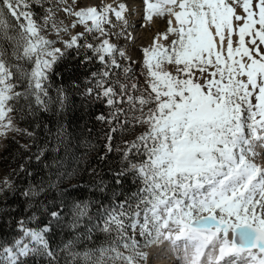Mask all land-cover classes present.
I'll return each mask as SVG.
<instances>
[{
	"label": "snow or ice",
	"instance_id": "6c2138e0",
	"mask_svg": "<svg viewBox=\"0 0 264 264\" xmlns=\"http://www.w3.org/2000/svg\"><path fill=\"white\" fill-rule=\"evenodd\" d=\"M149 24L157 30L139 57L112 42L135 45L133 33ZM73 53L78 63L102 66L85 93L112 109L96 116L110 126L98 159L117 153L123 163L110 169L114 184L131 175L139 187L101 204L95 217L87 202L74 203L68 227L83 225L78 239L92 245L81 252L75 240L52 246L63 205L38 201L60 176L21 189L16 170L0 175L5 204L19 195L31 212L15 221L11 241L0 239V264H264V155L257 150L264 149V0H0V138L35 142L40 124L21 123L41 112L63 115L68 96L62 88L51 95L52 74ZM136 126L146 130L113 147L115 133ZM66 131L61 123L58 143ZM47 150L38 148L35 161ZM89 174L99 172L93 166ZM94 183L100 193L109 189L102 178Z\"/></svg>",
	"mask_w": 264,
	"mask_h": 264
},
{
	"label": "trees",
	"instance_id": "16d2710c",
	"mask_svg": "<svg viewBox=\"0 0 264 264\" xmlns=\"http://www.w3.org/2000/svg\"><path fill=\"white\" fill-rule=\"evenodd\" d=\"M78 59L79 57H76L75 53L66 56L55 66L52 74L51 95L55 96L56 89L62 88L68 96V106L63 115L56 116L52 112H41L38 120L21 123L19 127L29 130H32L34 123L40 124V128L36 129V140L35 142L32 140H15V142L8 140L1 153L0 170L9 169L7 173L16 170L18 174L16 179L21 189L42 181L45 184L56 183V177L60 176L61 179L55 189H49L38 197V201L44 200L45 203L63 205L61 217L64 226L55 230V234L50 235L49 240L54 248L57 245L62 246L70 240H75L78 245L75 250L82 251L92 245L91 242L86 244L83 239H78L80 234L85 231L83 225L76 230L68 227L74 203L87 202L90 208L89 216L95 217L101 204L109 205L114 199L119 201L125 197H131L136 193L139 182L130 175L122 186L114 184L110 169L118 170L123 163L117 153H109V158L105 162L98 159L99 155L104 152L105 133L110 126L97 120L96 116L103 113L107 117L112 109L107 107L105 102L85 95L86 89L94 82L90 83L91 72L98 71L102 66L99 63H78ZM123 106L126 107V104ZM61 123L67 131L64 142L58 143L55 137ZM123 139V133H115L113 147L123 148ZM26 144L32 145L28 152L20 147ZM38 148L48 149L42 162H37L34 159ZM56 148L59 151H56ZM29 156L32 157L31 160L28 159ZM55 160H59L60 165H54ZM44 163L52 165V167L45 168ZM20 164L25 165V172L19 171ZM93 166L97 168L98 176L89 174V169ZM28 172H31L32 175L29 176ZM49 178L51 179L49 180ZM101 178L104 184L109 186V189L104 193H100L94 183ZM114 193L122 194L114 196ZM0 208L3 209L0 211V239L11 241L17 235L15 221L20 217L30 216L31 212L25 211V198L19 195L7 197L6 204L4 198H0ZM6 221L10 223H5ZM41 221L47 223L48 217H41ZM84 224H87V218H85ZM29 226L43 225L38 221H32ZM102 240L103 237L100 236L96 242L100 243ZM61 264H63V260H61Z\"/></svg>",
	"mask_w": 264,
	"mask_h": 264
},
{
	"label": "rangeland",
	"instance_id": "374dc122",
	"mask_svg": "<svg viewBox=\"0 0 264 264\" xmlns=\"http://www.w3.org/2000/svg\"><path fill=\"white\" fill-rule=\"evenodd\" d=\"M109 1L110 0H103V3H109ZM89 2L90 3H96V2H99V0H89ZM69 3H71V0H69ZM77 3H80V0H77ZM35 10L39 11V9H35ZM58 19L62 20L64 22V24H68L71 18H67V17H65L64 14L61 13V14H58ZM158 27L160 29H163L164 25L160 24V25H158ZM139 29H141V30L139 32H137L136 35H134V33L137 31V29L133 33V35L135 37V40H136L135 45H133L131 43V41L125 42L123 40H117V39H113L112 42L113 43H117L119 47H121V48H123L125 50H133V49H135V55L137 57H139L141 55V52L139 50L140 47L141 46H147L151 42V39H152L154 33L157 30V26L149 24V25H146L144 28H139ZM78 31H82V26L77 27L75 30H70V32L67 35H65V34H62V35L64 36L65 39H67V38H69L70 35L75 34V32H78ZM49 38H55V35L51 34ZM56 46H61V45L57 44ZM165 68L167 70H171V68L168 65H165ZM114 71L118 75L121 76V80L123 82L122 73H120L119 70H114ZM139 71H140V69L137 67L135 69V72L139 73ZM137 79H138L139 84L141 86H143V77L138 76ZM94 85H95V81L91 84L90 87H94ZM136 95H139V93L137 92ZM126 107H127V105H126ZM145 130H146V128H144V127L136 126L134 129H130V130L126 131L125 133H123V136H124L123 140L132 141V140L135 139L136 136L140 135ZM8 140H11V139H3V138L0 139V159H1V153L5 149ZM15 140H30V139L28 137H26V136H22V135L17 134L15 136ZM122 144L124 146V141H123ZM7 172H9V169L3 168L2 170H0V175H3L4 173H7ZM86 250H88V248L85 249V250H82V251H86Z\"/></svg>",
	"mask_w": 264,
	"mask_h": 264
},
{
	"label": "bare ground",
	"instance_id": "6f19581e",
	"mask_svg": "<svg viewBox=\"0 0 264 264\" xmlns=\"http://www.w3.org/2000/svg\"><path fill=\"white\" fill-rule=\"evenodd\" d=\"M117 2H126V0H110L109 3L115 5ZM141 29L137 28V31L134 33L136 35L137 32H139ZM140 34V33H139ZM1 139V138H0ZM258 151L262 152V155H264V149H261L260 147L257 148ZM178 259V257H177Z\"/></svg>",
	"mask_w": 264,
	"mask_h": 264
}]
</instances>
